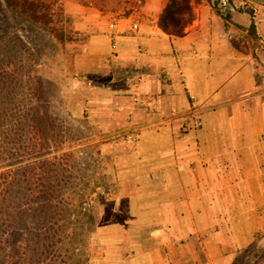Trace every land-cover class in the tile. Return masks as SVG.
<instances>
[{
  "label": "crops",
  "instance_id": "crops-1",
  "mask_svg": "<svg viewBox=\"0 0 264 264\" xmlns=\"http://www.w3.org/2000/svg\"><path fill=\"white\" fill-rule=\"evenodd\" d=\"M134 1L123 17L65 0L94 54L106 55L96 71L106 63L114 83L128 77V89L109 84L95 95L114 97L115 119L126 114L124 123L142 128L116 170L127 216L95 231L99 264H232L264 229V47L255 49L248 31L255 23L264 36V0H231L226 10L195 0L182 35L160 25L169 0ZM195 119L201 124L188 129Z\"/></svg>",
  "mask_w": 264,
  "mask_h": 264
},
{
  "label": "rangeland",
  "instance_id": "rangeland-1",
  "mask_svg": "<svg viewBox=\"0 0 264 264\" xmlns=\"http://www.w3.org/2000/svg\"><path fill=\"white\" fill-rule=\"evenodd\" d=\"M135 4L113 0L105 11L124 17ZM5 6L6 0H0V122L7 124L12 118L19 130L7 132L11 127L1 126L0 144L8 142L13 148L0 147L5 158L0 163L20 162L15 168L33 175V187L50 186L49 222L55 228L61 224L70 234L61 264H99L103 242L94 230L98 225L105 231L114 216H127L126 202L119 203L116 170L121 154L134 151L141 139L135 142L130 134L142 135V128L124 123L126 114L117 116L121 123L115 124L114 97L95 95V90L109 84L128 89V77L114 83L106 63L96 71L95 63L106 60V55L94 54L91 34L78 27V14L68 12L75 23L70 41ZM257 167L263 186L258 210L264 216V159L257 160ZM256 237L257 247L246 251L240 264H264V229ZM144 242L153 244L146 237Z\"/></svg>",
  "mask_w": 264,
  "mask_h": 264
},
{
  "label": "trees",
  "instance_id": "trees-1",
  "mask_svg": "<svg viewBox=\"0 0 264 264\" xmlns=\"http://www.w3.org/2000/svg\"><path fill=\"white\" fill-rule=\"evenodd\" d=\"M84 1L106 10L112 7L113 0ZM194 2L169 0L160 16L161 27L171 34H184L196 19ZM5 8H15L20 15L41 25L58 39L73 40L75 23L61 0H6ZM254 24L248 30L250 41L251 36H261ZM2 122L0 128L5 124ZM5 125L11 127L7 132L19 130L12 118ZM0 145L4 150L13 148L8 142ZM4 159L0 156V160ZM19 163L12 160L5 165L0 163V264H61L69 249L65 245L70 234L62 230L61 224L55 228L49 222L53 199L50 186L44 183L42 188L33 187V175L15 168ZM97 228L98 225L94 231ZM257 245L255 241L243 253H238L232 264H240V260L245 259L244 253Z\"/></svg>",
  "mask_w": 264,
  "mask_h": 264
},
{
  "label": "built area",
  "instance_id": "built-area-1",
  "mask_svg": "<svg viewBox=\"0 0 264 264\" xmlns=\"http://www.w3.org/2000/svg\"><path fill=\"white\" fill-rule=\"evenodd\" d=\"M138 3L141 2V0H138L137 1ZM217 5L219 8L223 9V10H226L228 8H230L232 6V2L231 0H218L217 1ZM132 29L134 30H138L140 28V21L138 18H134L132 20V26H131ZM251 41L253 42V44L255 45V49L257 48H262L264 47V36H251ZM192 115L195 117L196 116V113L195 111L192 112ZM201 124V121L198 120V119H195L194 120V123H192V121H188L186 123V126L188 129H194L197 127V125H200ZM140 132L138 131H133L131 134H130V137L135 141V142H138L139 139H140Z\"/></svg>",
  "mask_w": 264,
  "mask_h": 264
}]
</instances>
